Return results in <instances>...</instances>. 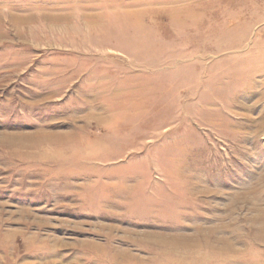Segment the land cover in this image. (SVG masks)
Here are the masks:
<instances>
[{
  "label": "rangeland",
  "instance_id": "obj_1",
  "mask_svg": "<svg viewBox=\"0 0 264 264\" xmlns=\"http://www.w3.org/2000/svg\"><path fill=\"white\" fill-rule=\"evenodd\" d=\"M0 264H264V0H0Z\"/></svg>",
  "mask_w": 264,
  "mask_h": 264
}]
</instances>
